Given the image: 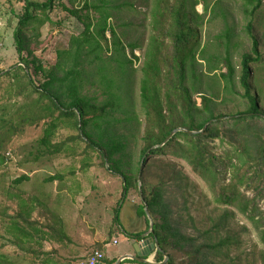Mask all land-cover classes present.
<instances>
[{
  "label": "trees",
  "instance_id": "1",
  "mask_svg": "<svg viewBox=\"0 0 264 264\" xmlns=\"http://www.w3.org/2000/svg\"><path fill=\"white\" fill-rule=\"evenodd\" d=\"M65 1L70 6L65 7ZM262 1L243 0L244 10L251 8L245 12L255 13ZM71 4L78 7H71ZM143 4L148 11H140L136 1L129 0H45L42 3L21 0L20 12H14L18 21L12 38L17 53L21 55L27 51L31 59L21 56L23 64L11 69L7 75L15 78L19 93L26 91L32 99L12 118L0 117V165L6 160L3 146L7 139L25 123H43L42 135L36 143L43 149L42 156L51 157L84 144L85 152L96 153L104 168L122 180L113 227L119 232L121 203L131 199L128 196L132 190L136 191L140 198L138 213L145 217L147 212L152 220V231L147 237L141 236L149 229L147 221L143 231L126 234L138 242L156 239L159 249L155 261L159 263L167 252L170 237L175 238L176 234L170 226L161 190L155 184L148 189L147 167L141 169L142 163H146L150 156L169 154L180 158L209 186V191H216V201L233 204L239 200V189L244 184L262 179L264 182V131L248 122L256 119L264 122V111L260 109L258 92L255 89L253 93L250 85V65L259 61L257 36L250 34L251 51L242 54L235 82L236 67L229 47H235L236 43L231 42L230 30L220 37L225 38L224 43L218 41L219 48L224 46L225 55H208L209 47L203 35V25L208 22L204 18L208 0H153V3L143 0ZM199 4L204 8L202 14L195 11ZM55 6L63 8L81 23L83 31L71 36L68 48L57 52L54 64L43 65L29 48L27 32L31 30L32 36L37 38L38 24L43 23V16L47 18L46 11ZM137 12L143 15L140 25L143 30L136 34H141L140 37L129 40L130 27L137 28L138 25L127 20L128 13ZM111 17L116 19L114 24L110 23ZM253 25H247L250 32ZM118 27L124 28L125 41L117 34ZM107 31L111 34L110 44L105 34ZM134 50L142 51V64L137 68L135 63L140 58ZM219 60H222L221 68L226 72L218 74L215 71H220ZM29 65H32V75H40L41 81H36L27 72ZM236 86L243 91L242 94ZM85 87L89 91L95 88L93 95L84 93ZM233 94L246 99L248 108L232 115L215 113L214 108L224 105ZM194 95L199 96V103L193 99ZM61 128H72L76 133L61 140L58 138ZM178 128L187 132L178 131L166 141ZM130 138L141 142L137 166L128 151ZM215 140L218 147L214 145ZM177 173H173V178L179 176L181 189L191 188L188 177L182 171ZM225 175L228 180L218 186L222 178L225 181ZM59 178L63 177L49 175L43 180L53 183ZM32 180L25 173L16 178L14 184ZM44 194L43 200L35 190L26 196L9 194L17 198V203L14 211L8 210L9 205L1 209L0 264H17L11 260L9 245L26 254L34 252L39 257L43 241L68 237L64 232L70 221L62 214L61 207L64 204L62 196L65 199L66 196L62 192L50 196ZM238 207L243 212L246 210L245 205ZM156 215L160 216V221ZM226 217L227 214L223 218ZM247 218L253 219L252 215ZM219 228L217 222L212 233L206 234L211 237L214 230L219 233ZM179 239L185 237L180 234ZM171 243L177 244L176 241ZM237 243L238 238L228 235L217 242L209 240L206 246L220 253L223 246L229 250ZM96 246L95 249L104 253L101 246ZM168 256L165 264H175L172 256ZM225 257L230 259L228 251ZM116 260V257L105 255L104 264H114ZM125 262L150 264L129 259L121 264Z\"/></svg>",
  "mask_w": 264,
  "mask_h": 264
},
{
  "label": "rangeland",
  "instance_id": "2",
  "mask_svg": "<svg viewBox=\"0 0 264 264\" xmlns=\"http://www.w3.org/2000/svg\"><path fill=\"white\" fill-rule=\"evenodd\" d=\"M33 1L42 3L45 0ZM129 1H136L140 11L149 10L145 8L143 0ZM151 2L153 3V0ZM214 2L216 0H208V11L204 15L205 20H208L203 25L204 39L206 38L209 47L208 55H225L224 46L219 48L218 41L224 43L225 38L222 40L220 37L225 34L226 30H230L231 42L236 43L235 47H229L233 64L236 67V74L234 75L236 82L239 76L241 56L251 51L252 39L250 34L257 36L259 61L250 65L252 70L250 85L253 93L255 89L258 92L260 109L264 111V1L253 14L245 12L246 10L251 11V8L244 10L243 0H217L215 4ZM20 4L21 0H0V117L5 119L12 118L21 107H25L32 99L26 91L19 93L14 82L15 78L12 79V75H7L11 69L23 64L20 60L21 56L27 57L28 60L31 59L27 51L21 55L17 53L12 38L18 21L14 12H20ZM76 5L71 4V7H78ZM64 6L68 7L70 3L65 1ZM203 9V5L199 4L195 11L202 14ZM135 14L128 13L127 17L128 21H133L134 24L138 25L137 28L130 27L129 40L140 37L141 34H136L143 30L140 26L143 15L139 12ZM45 15L47 18L43 16V23L38 24L37 38L32 36L31 30H28L27 36L30 39L29 48L32 53L43 65H49L56 62L57 52L67 49L71 36L79 35L83 31V26L58 6L52 10H47ZM124 17V15L121 17V22H123ZM115 20V17H111L110 23L114 24ZM249 23L254 24L251 32L247 28ZM123 29V27H118L117 34L122 41H125L122 34ZM105 34L110 44L111 34L109 31ZM127 53L130 56L128 50ZM134 54L140 58L135 63L137 68L142 64V51L134 50ZM219 61L221 62L220 71H215L218 74L226 72L225 68H221L223 66L222 60ZM31 66L29 65L27 72L32 75ZM34 78L38 82L41 81L40 75H35ZM237 84L239 86V83ZM239 87L236 86V90L242 94L243 91ZM94 89L89 91L88 87H85L84 93L93 95ZM35 97L36 95L33 94V98ZM193 99L197 103L200 101L198 95H194ZM219 105L214 108V111L224 115L241 113L248 108L246 99L234 94L224 105ZM248 122H252L264 131L262 120L256 119ZM22 126L23 128L19 131L13 132L11 138L7 139V144L3 146L6 160L0 165V223L3 222L1 219L3 206L9 205V211H14L16 207L17 198L10 197L9 194L26 196L35 190L40 193L43 200L46 196L44 193H48L50 196L62 192L66 196V199L62 196L64 202L61 206L62 211H64L62 214L69 217V223L78 217H84V222L76 220L78 227H82L84 233L89 235L92 232L98 233L96 236V238L98 237L97 245L103 248L106 256L118 258L124 252L136 254L134 244L131 247V243L119 234L112 222L114 209L121 198V178L108 172L96 153L89 150H87L89 152H85L84 144H78L72 150L63 151L51 157L42 156L43 149L37 147L36 143L42 135L43 123L38 125L25 123L20 127ZM58 131V138L61 140L76 133L72 128H61ZM214 145L215 147L219 146L217 140L214 141ZM140 146V140L129 139L128 151L132 153L134 166H137ZM105 166L108 167V163H105ZM144 167H147L145 176L149 185L148 189L152 184H155L157 189L161 190L170 226L175 229L176 236L175 238L170 237V244H168L167 252H165V254L172 256L175 264H264V238H262L264 232L263 179L247 182L248 184H244L239 189V200L233 204H225L215 200L216 191L214 193L209 191V186L180 158L169 154L150 156L146 163H142L141 169ZM179 171H182L188 177V181L192 182L191 188L186 186L181 189L179 176L173 178V173L178 174ZM25 173L33 180L24 181L18 185L14 184V180ZM49 175H60L63 178H59L61 180L58 179L53 183H45L43 179ZM227 177L228 175H225V181L222 178V183L218 186L226 182ZM36 178L37 180H34ZM140 182L139 179V184ZM128 197L140 201L136 191L132 190ZM239 205H245L246 210L243 212L238 207ZM144 210L146 211V208ZM225 214L228 217L223 218ZM248 215H252L253 219H248ZM146 217L148 218L149 231L151 219L147 212ZM155 218L160 221L159 215H156ZM217 222L220 223L219 233H215L214 230L210 237L206 233H212ZM180 234L185 237L184 240L179 239ZM228 235L238 238L237 245H231L229 250L223 246L221 252L217 253L209 250V247L206 246L209 240L211 243L217 242V240L224 239ZM113 236L118 238V240L115 239L118 244H112ZM174 241L177 244L172 245L171 242ZM149 242L153 243L154 239L149 240ZM95 247L97 246L93 248L91 246L87 251L95 249ZM199 249H201L200 252H198ZM227 251L230 254V259L225 257ZM13 259L15 260V258ZM235 259L238 260V263ZM76 260H71V263L76 262ZM150 261L158 263L155 261V257H151ZM20 264H30V262Z\"/></svg>",
  "mask_w": 264,
  "mask_h": 264
},
{
  "label": "crops",
  "instance_id": "3",
  "mask_svg": "<svg viewBox=\"0 0 264 264\" xmlns=\"http://www.w3.org/2000/svg\"><path fill=\"white\" fill-rule=\"evenodd\" d=\"M76 220L84 222L85 219L84 217H78L68 224V226L65 228L66 232H64L68 236L67 238L60 237V239L56 240V237H52L48 241H43V245L40 250L42 254H40L39 257H37L36 253L34 252L31 254H26V252L21 251L19 248L9 245L8 249L9 251H12V253H10L11 260L16 261L17 264L27 261L30 262V264H35V262L37 264H76L81 257L91 251H87L89 247L92 246L93 248L98 243V237L96 238L98 233L92 232L90 235L84 233L85 231L82 230V227H78ZM119 221L120 224L117 226L120 232L119 234L124 237L126 241L131 243V247L135 243H145V240L138 242L137 240L135 241L131 237L127 236V234H135L143 231L148 221L146 215L145 217L139 215L136 200L131 198L121 203L119 210ZM114 239L118 240L116 236H113L111 241L113 242ZM148 240L151 241L152 239ZM105 246L108 247V245ZM126 254L135 255L131 252H124L119 257ZM77 256L78 258H76ZM13 258H15V260ZM73 259L77 260L76 262L71 263V260ZM125 263L138 264L129 262Z\"/></svg>",
  "mask_w": 264,
  "mask_h": 264
},
{
  "label": "water",
  "instance_id": "4",
  "mask_svg": "<svg viewBox=\"0 0 264 264\" xmlns=\"http://www.w3.org/2000/svg\"><path fill=\"white\" fill-rule=\"evenodd\" d=\"M178 131L187 132L186 130L181 129V128L175 129L171 132V134L166 139V141ZM189 133H191V132H189ZM140 175H141V173L139 174V179H140ZM152 226H153V224H152V220H151L150 230L147 231L146 233L142 234L141 236L147 237L149 235V233L152 231ZM134 246L136 248V254L135 255H131V254L123 255V256L117 258V260L115 261L114 264H121V262L126 260V259L135 260L139 263H152V264H165L168 260V255L164 254V259L162 262L154 263L153 261H150V258L151 257L154 258L156 255V252L159 249V244H158V241L156 239H154L153 243H150L149 240H145L144 244L135 243ZM154 251H155V253L153 254Z\"/></svg>",
  "mask_w": 264,
  "mask_h": 264
},
{
  "label": "built area",
  "instance_id": "5",
  "mask_svg": "<svg viewBox=\"0 0 264 264\" xmlns=\"http://www.w3.org/2000/svg\"><path fill=\"white\" fill-rule=\"evenodd\" d=\"M113 244H117V240L114 239ZM104 260L105 254L102 251L95 249L82 257L77 264H104Z\"/></svg>",
  "mask_w": 264,
  "mask_h": 264
}]
</instances>
